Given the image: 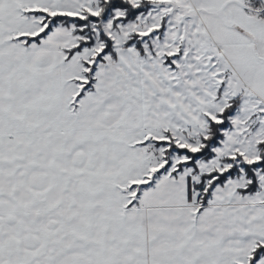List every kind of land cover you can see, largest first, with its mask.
<instances>
[{"label": "snow or ice", "instance_id": "6c2138e0", "mask_svg": "<svg viewBox=\"0 0 264 264\" xmlns=\"http://www.w3.org/2000/svg\"><path fill=\"white\" fill-rule=\"evenodd\" d=\"M0 264H264V0H0Z\"/></svg>", "mask_w": 264, "mask_h": 264}]
</instances>
